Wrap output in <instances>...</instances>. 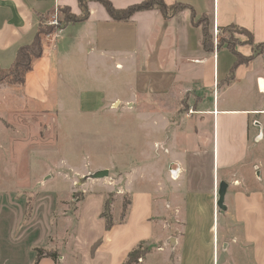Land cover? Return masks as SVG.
Returning <instances> with one entry per match:
<instances>
[{"label":"crops","instance_id":"0c3cea01","mask_svg":"<svg viewBox=\"0 0 264 264\" xmlns=\"http://www.w3.org/2000/svg\"><path fill=\"white\" fill-rule=\"evenodd\" d=\"M108 1L122 10L142 0ZM163 2L185 8L168 18L153 9L115 22L99 3L88 2L86 20L45 38L21 88L25 100L44 106L55 58L74 48L115 60L119 73L136 79L137 60L144 57L141 72L149 74L150 96L199 98L171 122L169 154L179 177L166 187V196L160 188L131 192L124 215L122 204L110 203L108 230L101 213L111 189L91 184L67 240L66 213L56 225L51 220L61 212L62 198L40 192L25 220V197L0 191V264H123L141 244L149 251L136 264H264V54L234 67L235 57L224 47L203 51L201 28L191 19L206 15L212 35L215 28L240 27L251 33L254 46L264 45V0ZM62 8L81 15L77 0H0V68L8 69L17 50L32 42L38 14ZM237 52L250 57L253 49L244 45ZM132 91L142 94L146 88L134 85ZM52 235L57 241L51 248ZM34 249L53 250L56 259L35 263Z\"/></svg>","mask_w":264,"mask_h":264},{"label":"rangeland","instance_id":"374dc122","mask_svg":"<svg viewBox=\"0 0 264 264\" xmlns=\"http://www.w3.org/2000/svg\"><path fill=\"white\" fill-rule=\"evenodd\" d=\"M54 14L63 17L56 9L46 22ZM220 37L229 38L236 49L247 41L239 32L218 30L217 43ZM146 67L145 58H139L136 79L128 71L119 73L115 60L87 54L83 46L55 58L52 92L44 106L25 100L22 88L0 86V191L15 190V197L24 196L31 207L42 191L62 198L61 212L51 220L56 225L66 213L70 228L65 240L77 205L93 183L111 189L109 205L127 207L134 191L160 188L162 195L174 183L169 170L177 165L169 154L171 122L199 98L150 96L149 74L141 72ZM134 85L146 92L136 95ZM156 110L158 127L152 119ZM100 171L107 175L97 177ZM49 240L52 248L57 237Z\"/></svg>","mask_w":264,"mask_h":264},{"label":"trees","instance_id":"16d2710c","mask_svg":"<svg viewBox=\"0 0 264 264\" xmlns=\"http://www.w3.org/2000/svg\"><path fill=\"white\" fill-rule=\"evenodd\" d=\"M88 2H97L99 3L105 11L108 13L109 17L115 22H125L131 18V16L137 12L149 11V10H158L164 18H168L169 16L177 13L178 11L185 8L182 5L176 4L172 7H168L164 4L163 0H142L140 3L136 5H132L127 7L126 9L117 10L113 8L111 3L108 0H77L79 9L81 11L80 16H75L71 14L69 9L62 8L60 9V13L63 16L58 19L60 25H65L68 23L75 24L83 22L88 17L87 11V3ZM47 15L38 14V25L36 28L35 35L30 44L21 46L15 55L13 62L11 63L8 69L0 68V86L5 87H18L21 88L25 81V76L29 73L37 60L40 59L42 51H43V43L42 40L47 35H50L60 28L47 26L44 23L46 22ZM192 23L194 26L200 27L202 32L201 37V46L205 53H213L214 45L212 39V32L209 27V20L206 15H201L198 19L194 18V15L191 17ZM62 29V28H61ZM226 32L231 35V33L239 32L243 33L247 36V41L241 43V46H250L253 49V54L250 57H244L240 53L237 52L236 45L231 42L224 40L222 37L219 38L218 43L216 44V49L224 47L227 49L234 57V67L244 64L250 60L256 54H264V45H256L254 46L253 38L251 33L237 26H229L224 29H221V32ZM31 205L28 204L26 206L25 220L30 217L31 213ZM124 215V211L126 207H122ZM101 217L105 220V228L106 230L110 229L112 225L111 213H110V205L109 203H105L104 210L101 213ZM149 249L147 247H143L142 244L139 245L136 249H133L127 259L123 264H136L137 261L142 258L146 253H148ZM36 254L35 263H37L41 258L47 257L52 260L56 259V252L53 250H44V249H34Z\"/></svg>","mask_w":264,"mask_h":264},{"label":"built area","instance_id":"2783aa9c","mask_svg":"<svg viewBox=\"0 0 264 264\" xmlns=\"http://www.w3.org/2000/svg\"><path fill=\"white\" fill-rule=\"evenodd\" d=\"M45 24L47 26L56 27V28H60V26H62L58 22V18H57V16L55 14L50 18V20H48L47 22H45ZM59 31L60 30H58V31H56V32H54V33H52L50 35H47L46 38H50L51 36L52 37L55 36ZM217 34H218V30L215 28L214 29V33H213V36H214V46L217 44V41H216ZM180 173H181V170H180V167L178 165H175L174 168H170V170H169L170 178L172 180H176L179 177Z\"/></svg>","mask_w":264,"mask_h":264},{"label":"water","instance_id":"95a60500","mask_svg":"<svg viewBox=\"0 0 264 264\" xmlns=\"http://www.w3.org/2000/svg\"><path fill=\"white\" fill-rule=\"evenodd\" d=\"M107 175V171H100V172H98L97 173V177H104V176H106ZM225 184L224 183H221L220 184V187H219V193H220V195H223L224 194V192H225Z\"/></svg>","mask_w":264,"mask_h":264}]
</instances>
